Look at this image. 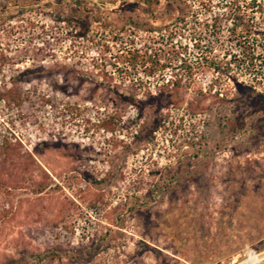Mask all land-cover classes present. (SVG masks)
<instances>
[{
    "label": "rangeland",
    "instance_id": "rangeland-1",
    "mask_svg": "<svg viewBox=\"0 0 264 264\" xmlns=\"http://www.w3.org/2000/svg\"><path fill=\"white\" fill-rule=\"evenodd\" d=\"M0 264H264V0H0Z\"/></svg>",
    "mask_w": 264,
    "mask_h": 264
},
{
    "label": "trees",
    "instance_id": "trees-1",
    "mask_svg": "<svg viewBox=\"0 0 264 264\" xmlns=\"http://www.w3.org/2000/svg\"><path fill=\"white\" fill-rule=\"evenodd\" d=\"M238 21H239L238 24L241 23V19L240 18H238Z\"/></svg>",
    "mask_w": 264,
    "mask_h": 264
}]
</instances>
